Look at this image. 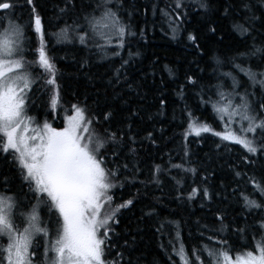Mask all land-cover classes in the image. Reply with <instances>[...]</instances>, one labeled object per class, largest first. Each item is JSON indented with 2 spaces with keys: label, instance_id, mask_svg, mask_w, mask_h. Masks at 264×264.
Wrapping results in <instances>:
<instances>
[{
  "label": "trees",
  "instance_id": "1",
  "mask_svg": "<svg viewBox=\"0 0 264 264\" xmlns=\"http://www.w3.org/2000/svg\"><path fill=\"white\" fill-rule=\"evenodd\" d=\"M180 2L184 6L177 9L176 0H110L107 7L118 14L126 35L123 47L108 52L92 39L81 43L78 38L84 34L80 28L87 27L85 17L100 14L104 0H16L11 15L22 25L26 49L33 50L26 59L38 60L40 42L32 27L35 7L45 51L57 69L55 86L45 82L43 69L33 70L27 115L60 129L64 115L78 105L92 121L89 132L94 139L109 132L117 136L115 145L106 146L107 167L117 171L111 208L133 201L112 223L107 259L117 258L119 264H181L174 243L176 248L183 244L189 260L195 261L191 253L205 246L233 254L253 250L254 238L261 239L257 222L264 210L246 208L243 198L264 201L253 188L254 182L264 183V153L249 157L240 145L214 134L186 137L185 132L190 117L214 130L222 127L213 105L220 101L218 92H229L230 78L238 83L235 92L246 94L253 114L264 104V88L241 70L250 69L257 79L264 73L261 54L252 55L254 48H264V0H203L205 7L201 0ZM66 28L68 40H58L57 33ZM54 94L55 110L50 103ZM106 113L112 114L108 121ZM255 139L259 144L258 133ZM113 147L118 150L115 156ZM157 165L160 170L155 172ZM0 193L13 196L18 210L35 201L15 160L1 153ZM221 240L227 243L219 244ZM207 260L205 253L197 264Z\"/></svg>",
  "mask_w": 264,
  "mask_h": 264
},
{
  "label": "snow or ice",
  "instance_id": "2",
  "mask_svg": "<svg viewBox=\"0 0 264 264\" xmlns=\"http://www.w3.org/2000/svg\"><path fill=\"white\" fill-rule=\"evenodd\" d=\"M32 2L33 0H27L28 4ZM108 3L110 0H104V4L98 6L103 7L99 16L93 14L85 17L87 27L80 28L84 34L78 37L81 43H85L86 38L92 39L101 51L113 38L119 41V47H123L126 35V26L121 23L118 14L107 7ZM16 6V0H0V12L5 13L0 16V153L4 154L5 158L8 155L13 157L37 203L32 205L29 211L18 213V201L13 196L0 194V239L7 238L6 245L0 247V264H34L33 257L36 252L33 245L39 237L47 238L42 264H119L117 258L107 259L108 248L111 246L110 233L114 231L112 223L117 222L116 213L129 207L133 201L129 199L111 208L113 197L110 190L115 187L112 178L117 175V171L107 167L106 146L110 143L115 145L117 136L109 132L104 138L94 139L91 134L85 137L83 133L89 132L92 121L87 118L85 109L78 105L72 106L74 115L66 118L62 129L54 128L47 122H44L42 127L38 124L32 126L35 120L27 115L26 101L27 90L33 82V70L36 67L43 69L47 74L45 82L55 86L57 69L45 51L42 20L39 14H36L35 7L32 9V27L40 42L38 60L26 59L27 52L31 49H26L23 43L24 32L20 25L11 19ZM183 6L180 0H176L177 9ZM200 6H206L203 0ZM3 20H7V24H3ZM236 28L242 33L247 32L241 25H236ZM127 34L132 35L130 32ZM57 38L68 40V29L57 33ZM188 39L195 42L192 35H189ZM99 40H103L104 45L99 44ZM257 53L264 59V48H254L252 55ZM241 70L245 71L251 81L264 88V73L259 74L261 78L257 79L258 74L250 69ZM225 75L230 76L228 73ZM189 82H193L191 77ZM232 88L235 92V81ZM217 94L220 102L213 107L226 126L223 132L213 134L223 141L240 145L249 157L264 153V116L260 114L264 112V104L253 114V106L246 99V94L235 92L239 103H234L235 97L226 96L223 92ZM223 101L226 103H221ZM50 103L55 110L58 95L54 94ZM111 115L106 113L104 120L108 121ZM237 122L241 125L239 132L252 133L253 138L233 130L231 126ZM245 124L247 127H244ZM212 131L206 123H196L190 117L185 136L199 137L202 133ZM257 133L260 136L259 144L255 139ZM117 151V148L113 147L112 155H117ZM129 151L135 152V149L130 148ZM124 167L127 168L128 165L125 164ZM174 167L180 168L181 165ZM159 170L157 165L155 172ZM153 175L155 176V173ZM239 175L237 172V176ZM253 188L264 196V183L254 182ZM196 192L197 189H192L193 194ZM203 195L208 198L207 189ZM189 198L191 199V195ZM243 199L246 208L264 210V201L258 203L247 196ZM41 205L47 207L49 212L58 214L55 238H52L49 227L41 220ZM105 206L110 210L102 211ZM17 214L23 218L22 227L16 223ZM257 223L261 239L256 241L254 238V249L237 253L234 258L229 250L222 247L205 246L203 249L194 250L191 255L196 257L195 261L189 260V254L183 244L179 248L174 246L173 252L181 264H197L205 253L208 260L201 261V264H264V218ZM237 231L243 233L246 230ZM218 243L226 244L227 241L221 240ZM117 257L122 259L123 253H117Z\"/></svg>",
  "mask_w": 264,
  "mask_h": 264
},
{
  "label": "rangeland",
  "instance_id": "3",
  "mask_svg": "<svg viewBox=\"0 0 264 264\" xmlns=\"http://www.w3.org/2000/svg\"><path fill=\"white\" fill-rule=\"evenodd\" d=\"M3 14H4V13H2V15H0V16H3ZM100 14H101V13H100ZM100 14H98L97 16H99ZM7 22H8V21L5 20V21H3V24H7ZM18 25H20V24H18ZM21 26H22V25H20V27H21ZM21 28H22V27H21ZM33 30H34V29H33ZM98 43L101 44V45H104V41H103V40H99ZM118 45H119V41H118L117 39L113 38L112 41H111V43L105 46L103 52H108L110 49H113L114 47H117ZM32 51H33V50L31 49V52H32ZM260 78H261V77H259L258 79H260ZM225 80H226V79H225ZM233 81H235V80H233L232 78L228 79V84L230 85L231 88H230L229 92L226 93L225 95H226V96H230V97H235V99H234V103H239V97L235 95V92L233 91V88H232ZM235 82H236V81H235ZM33 84H34V78H33L32 86H33ZM236 84H237V86H238V83H237V82H236ZM31 90H32V88H31ZM31 90H30V89L27 90V95L29 94V91L31 92ZM219 102H220V101H219ZM221 103H226V101H223V102H221ZM215 104H216V101L214 102V105H215ZM214 110H215V109H214ZM215 112H216V111H215ZM216 113H217V112H216ZM73 115H74V112H73V111L70 112L69 114H65V115H64V117H63V127L65 126L66 118H69V117H71V116H73ZM217 115H218V118H219V114H218V113H217ZM219 119H220V118H219ZM225 119H227V117H225ZM34 120H35V119H34ZM220 120H221V119H220ZM237 120H238V118H237ZM221 122H222V121H221ZM37 124H38L39 126H41V127H42V125H43V124H39V123H36V122H35V124H33L32 126L35 127ZM225 126H226L225 123L222 122V127H221L220 129H216V130H214V129L211 128L213 131H212V132H208V133L213 134V132H223V131L225 130ZM240 126H241L240 123L237 122V123H234L231 127H232V129L235 130L238 134H241V135H247L248 138L251 139V135H252V133H240V132H239ZM63 127H62V128H63ZM244 127H247V125L245 124ZM62 128H60V129H62ZM81 131L83 132V129H81ZM28 134L31 135V133H28ZM83 134L85 135V137H87V136H88L89 134H91V133H90V132H85V133H83ZM217 137H219V136H217ZM219 138H220V137H219ZM226 142L231 143V144H234V143H232L231 141H226ZM1 154H2V153H1ZM10 156H11V155H10ZM11 157H12V156H11ZM12 158H13V157H12ZM0 194H1V193H0ZM36 203H37L36 199H35V201L29 202V203L27 204V207L25 208V210H18V213H19L20 211H24V212L29 211V210L31 209L32 205H34V204H36ZM102 210H103V209H102ZM104 211H105V208H104ZM40 217H41V220L43 221L44 225L47 226V227H49V230H50V233H51L52 238H55L56 229H57V219H58V214H55L54 212H49V210H48L47 207L41 205V206H40ZM16 223H17L18 225H20L21 227L23 226V218H22L19 214H17V216H16ZM46 239H47V238H44V237H39V238H37L38 242H37L36 249H37V252H38L37 255H39V257H38L37 261L35 260V257H36V256L33 257L34 264H42V262H43V260H44V255H43V253H44V248H45V241H46ZM6 243H7V238H6V237L0 239V247L6 245ZM174 245H175V247H176V243H174ZM237 253H240V252H237ZM237 253H233V254H230V255L234 258V257L237 255Z\"/></svg>",
  "mask_w": 264,
  "mask_h": 264
}]
</instances>
